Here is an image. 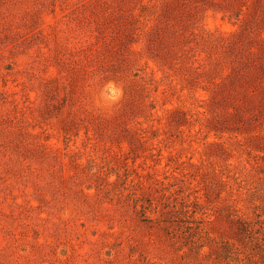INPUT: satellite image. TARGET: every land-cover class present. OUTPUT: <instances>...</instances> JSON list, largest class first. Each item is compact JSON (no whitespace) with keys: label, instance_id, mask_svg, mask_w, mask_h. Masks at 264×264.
Returning a JSON list of instances; mask_svg holds the SVG:
<instances>
[{"label":"rangeland","instance_id":"1","mask_svg":"<svg viewBox=\"0 0 264 264\" xmlns=\"http://www.w3.org/2000/svg\"><path fill=\"white\" fill-rule=\"evenodd\" d=\"M225 242L264 264V0H0V264Z\"/></svg>","mask_w":264,"mask_h":264},{"label":"trees","instance_id":"2","mask_svg":"<svg viewBox=\"0 0 264 264\" xmlns=\"http://www.w3.org/2000/svg\"><path fill=\"white\" fill-rule=\"evenodd\" d=\"M237 222H238V232H239L240 237H242V235L243 236L245 235L250 240L252 238L255 239L254 243L261 242L260 240L257 239V235H255L256 229L253 228L250 222L239 219V218H237ZM233 245L235 246L233 242L222 243L220 246V251L218 250L220 257L225 260L232 261L236 264H258L257 260L252 261L249 259V257L247 258V257L242 256L239 253L238 248L236 246L234 247Z\"/></svg>","mask_w":264,"mask_h":264}]
</instances>
